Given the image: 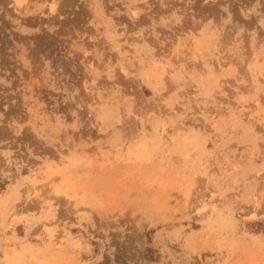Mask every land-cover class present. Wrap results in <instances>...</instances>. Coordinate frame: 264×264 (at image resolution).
Instances as JSON below:
<instances>
[{
    "label": "rangeland",
    "instance_id": "374dc122",
    "mask_svg": "<svg viewBox=\"0 0 264 264\" xmlns=\"http://www.w3.org/2000/svg\"><path fill=\"white\" fill-rule=\"evenodd\" d=\"M0 264H264V0H0Z\"/></svg>",
    "mask_w": 264,
    "mask_h": 264
}]
</instances>
